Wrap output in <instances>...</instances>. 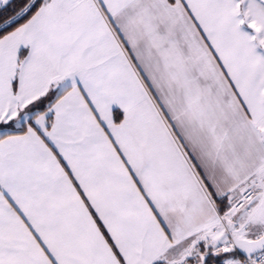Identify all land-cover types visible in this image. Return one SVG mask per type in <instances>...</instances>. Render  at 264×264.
I'll list each match as a JSON object with an SVG mask.
<instances>
[{"label": "snow or ice", "instance_id": "1", "mask_svg": "<svg viewBox=\"0 0 264 264\" xmlns=\"http://www.w3.org/2000/svg\"><path fill=\"white\" fill-rule=\"evenodd\" d=\"M0 264H264V0H0Z\"/></svg>", "mask_w": 264, "mask_h": 264}]
</instances>
